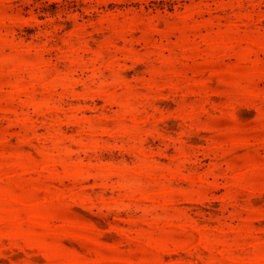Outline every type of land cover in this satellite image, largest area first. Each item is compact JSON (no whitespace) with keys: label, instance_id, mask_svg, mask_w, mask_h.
Masks as SVG:
<instances>
[{"label":"rangeland","instance_id":"rangeland-1","mask_svg":"<svg viewBox=\"0 0 264 264\" xmlns=\"http://www.w3.org/2000/svg\"><path fill=\"white\" fill-rule=\"evenodd\" d=\"M0 264H264V0H0Z\"/></svg>","mask_w":264,"mask_h":264}]
</instances>
